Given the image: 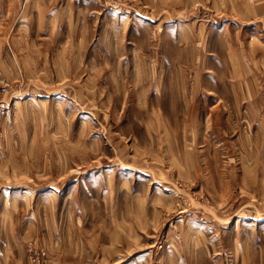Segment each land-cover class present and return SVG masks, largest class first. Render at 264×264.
I'll use <instances>...</instances> for the list:
<instances>
[{
    "label": "rangeland",
    "instance_id": "rangeland-1",
    "mask_svg": "<svg viewBox=\"0 0 264 264\" xmlns=\"http://www.w3.org/2000/svg\"><path fill=\"white\" fill-rule=\"evenodd\" d=\"M192 2L0 0V264H264L225 101L264 30Z\"/></svg>",
    "mask_w": 264,
    "mask_h": 264
},
{
    "label": "crops",
    "instance_id": "crops-1",
    "mask_svg": "<svg viewBox=\"0 0 264 264\" xmlns=\"http://www.w3.org/2000/svg\"><path fill=\"white\" fill-rule=\"evenodd\" d=\"M194 8H202L199 10H204L205 20L210 21L211 19H221L230 21V18L237 20L242 25L250 26L251 28L245 29L243 31L245 38L253 37L252 26L256 25L257 31L262 28L264 30V0H195ZM191 10V6L180 7L178 9L179 14H189L188 11ZM193 12V11H192ZM226 20V21H227ZM207 21L199 25V30L192 32V40L208 39V34L213 33L211 29L208 31L206 26ZM211 22V21H210ZM197 35V37H196ZM246 50V49H245ZM197 55V51L193 48L191 56ZM211 54V53H210ZM236 55L235 71L239 75L240 79H235L233 82H228L229 86L236 88V96L232 98L227 97L225 101L235 102L234 104L239 105L238 115L240 123L237 124L238 135H237V150L239 151V158L237 161L238 167L243 170L241 178L244 182L249 184V186L261 189V194L264 198V79H260L256 76L255 71L264 70V50L257 48L253 50H246L242 52L234 53ZM205 56L207 55H200ZM211 56V55H210ZM206 59H204L205 61ZM194 58V63H196ZM260 68V69H259ZM222 84V83H221ZM24 104H17V107L24 108ZM261 108L258 105H261ZM245 105H251L252 111L246 106V111H244ZM243 106V107H242ZM17 110L16 115L28 114L29 110L23 109ZM29 111V112H28ZM18 118V117H17ZM29 119V118H28ZM201 119V117L197 118ZM205 121V117L202 119ZM247 122V123H245ZM247 125V127H245ZM241 127V128H240ZM194 151L195 147H192ZM111 234V240L108 252L110 256H116L118 251V243L123 242L125 246L129 245V236L125 232L121 233L120 227H115Z\"/></svg>",
    "mask_w": 264,
    "mask_h": 264
}]
</instances>
